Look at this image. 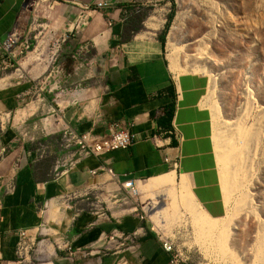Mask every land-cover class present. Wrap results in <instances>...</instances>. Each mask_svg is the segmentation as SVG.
Here are the masks:
<instances>
[{"label":"crops","instance_id":"0c3cea01","mask_svg":"<svg viewBox=\"0 0 264 264\" xmlns=\"http://www.w3.org/2000/svg\"><path fill=\"white\" fill-rule=\"evenodd\" d=\"M107 1L108 10L89 11L95 0L56 1L69 36L58 79L48 70L37 80L14 71L1 44L11 31L24 32L38 0H0V264H18L21 232L66 212L60 199L100 185L125 191L123 182L134 180L147 205L63 217L70 251L54 264H171L163 239L187 242L229 212L206 100L210 76L179 72L159 28L143 30L147 11L166 0ZM68 126L98 137L127 127L137 140L63 170L59 163L73 159L62 144ZM8 182L14 191H5Z\"/></svg>","mask_w":264,"mask_h":264},{"label":"rangeland","instance_id":"374dc122","mask_svg":"<svg viewBox=\"0 0 264 264\" xmlns=\"http://www.w3.org/2000/svg\"><path fill=\"white\" fill-rule=\"evenodd\" d=\"M147 12L143 30L159 28L173 67L211 78L206 100L213 113L229 206L227 216L214 221V229H199L187 242L175 244L182 253L181 264H264V0H166ZM63 20L54 7L38 0L24 29L31 38L30 50L14 71L41 80L46 71L58 66ZM43 41L54 62L46 70L47 61L41 63L39 53L31 54ZM147 197L100 185L83 196L60 199L66 212L59 209V216L53 218L59 224L50 221L42 223L43 229L42 225L26 232L17 249L18 264H54L58 256L69 253L63 240V217L97 210L105 214L107 207L144 208ZM49 208L50 203L45 209ZM100 249L106 251L104 245ZM99 256L82 258L96 262Z\"/></svg>","mask_w":264,"mask_h":264},{"label":"built area","instance_id":"2783aa9c","mask_svg":"<svg viewBox=\"0 0 264 264\" xmlns=\"http://www.w3.org/2000/svg\"><path fill=\"white\" fill-rule=\"evenodd\" d=\"M45 3L51 5L53 8L54 4L57 0H41ZM113 6L112 2L107 0H95L93 6H85V11L89 10H108ZM81 20L77 23L76 27L79 28L82 24ZM110 24V23H109ZM84 25V22H83ZM29 33L19 32L18 30L11 31L6 39L1 44V48L6 53L8 57V62L14 67L15 64H19V59L22 55L27 53L31 47V38L29 37ZM68 34L63 36V40H66ZM54 65V62H51ZM51 65V66H52ZM60 73V69L58 66L51 67L49 69V76L58 79ZM48 76V77H49ZM57 82V81H55ZM137 140V135L130 131L127 127H121L116 129L111 135L106 137H98L91 132H78L73 127H66L62 131V144L66 149H71L73 159L71 161H64L59 163L58 168L62 167L63 170L69 169L76 162L90 156H98L103 153L116 150V149H126L132 144H134ZM108 172L115 175L113 169L105 168ZM2 183H0V187ZM123 188L125 191L131 195L136 196L140 194L139 187L135 183L134 180H127L123 182ZM15 189V185L11 182H8L5 185L6 192H12ZM1 193V189H0ZM0 204H1V195H0ZM26 235V231L21 232V237ZM21 243H19V246ZM18 248L20 249L21 246ZM163 247L166 252H168L171 256L170 262L171 264H181V255L182 253L177 249L175 244H173L170 240L163 239Z\"/></svg>","mask_w":264,"mask_h":264},{"label":"bare ground","instance_id":"6f19581e","mask_svg":"<svg viewBox=\"0 0 264 264\" xmlns=\"http://www.w3.org/2000/svg\"><path fill=\"white\" fill-rule=\"evenodd\" d=\"M49 45H48V43L46 42V41H43V42H41L40 43V45H38L36 48H35V50L34 51H32L31 52V54L32 53H39V56H41V58H40V60H41V63H43V62H46L47 61V63L44 65V67H43V69L44 70H46V68L48 67V65L51 63V61H52V56L49 54ZM32 62H34V61H32ZM31 62V63H32ZM25 64V63H24ZM24 64H22V68H23V65ZM21 68V69H22ZM53 218H56V217H53V215H51V219H50V221H53V222H55L56 221V223L57 224H59L58 222H57V220H55V219H53Z\"/></svg>","mask_w":264,"mask_h":264},{"label":"trees","instance_id":"16d2710c","mask_svg":"<svg viewBox=\"0 0 264 264\" xmlns=\"http://www.w3.org/2000/svg\"><path fill=\"white\" fill-rule=\"evenodd\" d=\"M167 27L169 26V22L167 23V25H166ZM161 38V40L163 41V37H160Z\"/></svg>","mask_w":264,"mask_h":264},{"label":"water","instance_id":"95a60500","mask_svg":"<svg viewBox=\"0 0 264 264\" xmlns=\"http://www.w3.org/2000/svg\"><path fill=\"white\" fill-rule=\"evenodd\" d=\"M161 206V205H160Z\"/></svg>","mask_w":264,"mask_h":264}]
</instances>
